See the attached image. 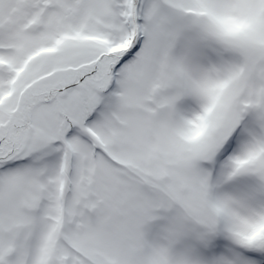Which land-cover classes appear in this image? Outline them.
Masks as SVG:
<instances>
[{"label": "snow or ice", "instance_id": "snow-or-ice-1", "mask_svg": "<svg viewBox=\"0 0 264 264\" xmlns=\"http://www.w3.org/2000/svg\"><path fill=\"white\" fill-rule=\"evenodd\" d=\"M0 264H264V0H0Z\"/></svg>", "mask_w": 264, "mask_h": 264}]
</instances>
